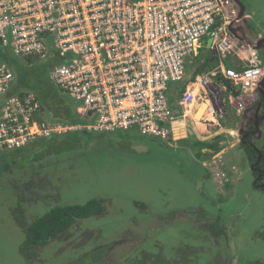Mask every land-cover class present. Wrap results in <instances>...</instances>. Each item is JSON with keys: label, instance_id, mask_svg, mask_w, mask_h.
<instances>
[{"label": "rangeland", "instance_id": "rangeland-1", "mask_svg": "<svg viewBox=\"0 0 264 264\" xmlns=\"http://www.w3.org/2000/svg\"><path fill=\"white\" fill-rule=\"evenodd\" d=\"M240 1L252 27L264 36V0ZM205 51L203 45L199 52ZM256 51L264 62V48ZM61 60L55 51L33 58L30 65L37 63V70L27 76L73 105L50 78ZM46 115L59 119L49 110ZM254 141L262 147L264 119ZM172 143L178 146L116 130L9 148L7 157L23 154L17 164L0 170V264H264V191L254 186L244 151L236 146L222 152L225 162L216 164V171L228 173L227 156L244 170L243 182L214 185L185 143ZM95 197L103 200V214L78 219L35 250L36 257L21 251L25 234L14 219L19 203L29 224L56 205ZM212 223L222 225L218 242L209 230Z\"/></svg>", "mask_w": 264, "mask_h": 264}, {"label": "built area", "instance_id": "built-area-1", "mask_svg": "<svg viewBox=\"0 0 264 264\" xmlns=\"http://www.w3.org/2000/svg\"><path fill=\"white\" fill-rule=\"evenodd\" d=\"M234 3L0 0V47L23 60L57 52L62 60L52 66L50 78L81 119L70 124L47 116L34 92L13 90L14 72L0 61V152L81 129L134 130L169 142L170 84L190 75L203 45L218 62L186 81L178 105L185 109L204 101L219 113L228 105L241 113L256 100L263 71L256 50L236 53L231 67L225 62L240 47L227 28L237 20ZM223 159L217 152L207 164L214 185L236 180L231 169L216 171Z\"/></svg>", "mask_w": 264, "mask_h": 264}, {"label": "trees", "instance_id": "trees-1", "mask_svg": "<svg viewBox=\"0 0 264 264\" xmlns=\"http://www.w3.org/2000/svg\"><path fill=\"white\" fill-rule=\"evenodd\" d=\"M31 59L32 58L27 59L29 61L28 63L25 60L13 55L7 48L0 47V61L6 62L12 68L15 75V84H14L15 86L13 87L14 88L13 90L16 91L17 89L24 88L34 92L38 97V99L40 100L45 112L49 110L50 114H52L54 117L59 118L58 120H60L63 123L75 124L81 122V119L78 117L75 111L74 104L73 106L70 104L69 101H67L63 97H58L53 93L49 92L48 90L44 89L38 84L37 80L30 81V78H28L27 75L29 73L34 74V72L37 70V63L35 64L36 68L30 65L32 64L30 61ZM216 64H217V58L215 56H212L209 53L198 54L194 63V70L192 71V74L190 76H187V78L182 81L172 83L174 88L180 86V90L183 89V87L186 84V81L191 79L194 74L204 73L213 66H215ZM28 70L31 71L26 72ZM69 105L73 106L74 110ZM95 133H99V132H93V131H87L86 129H81L75 131H68L62 134H55L52 137L55 138L61 136L66 137V136L84 135L86 138V136H90ZM40 138L43 137H39L35 139H40ZM35 139H32L28 142H31ZM253 140H254L253 137H249L247 138V142H244L243 144L240 143V146L243 148L249 164L252 165H254V162L258 156L257 151L254 149L252 145L256 146L259 149L261 153V159L258 161L256 165H254L256 169H254L252 173L255 178L257 177L255 181V183L258 185L257 188H260L264 191V172H261V170L264 171V150L262 147H258V145ZM77 141L79 140L76 139L75 142ZM24 145L19 147L20 148L24 147ZM75 145L77 144L75 143ZM8 152H11L10 149H6L0 152L1 171H3L2 170L3 168L8 169V166L17 164V159H19L23 154L21 152L20 154L17 155L18 157L10 154V157H7L6 154ZM36 158L39 157L36 156L35 159ZM258 171H260L261 173H259ZM102 201L103 200L101 198L95 197V198H90L83 203L56 205L52 207L44 215L37 217L29 224L26 223V221L23 218L24 210H22L21 204L19 203L18 206L15 207L14 209V213H15L14 219L16 220L20 229L25 234L24 243L20 247L21 251L28 257L30 256L34 257L35 255H37L36 252H34L35 250H39L43 245H46L49 242V240L54 238L59 233L68 230V228H70L78 219L103 214L104 209L102 206ZM221 226L222 225H219L217 227L215 223H212L209 226V230L216 239V241L217 240L219 241L222 238L221 233L223 234V231L220 232V230H222ZM145 264H149V263H145Z\"/></svg>", "mask_w": 264, "mask_h": 264}, {"label": "crops", "instance_id": "crops-1", "mask_svg": "<svg viewBox=\"0 0 264 264\" xmlns=\"http://www.w3.org/2000/svg\"><path fill=\"white\" fill-rule=\"evenodd\" d=\"M234 7L238 8V5L234 3ZM244 13L247 17L246 23L243 24L245 25V27L243 26L244 31L243 29H241L242 24H238L235 28V32L240 36H243L245 32L247 39L253 40L254 36H259L262 34L259 31H256L248 21V19L250 18V13L246 12V7ZM235 32H232V34L236 35ZM241 44L242 46L233 50L231 55L227 56L225 59V62H227L230 67L237 59L236 53L243 56L248 54L249 49L254 50L243 45V43ZM203 54L208 53L205 51V53ZM171 84L169 91V101L172 107L173 116L167 124L171 129V134L169 142H165L162 140L160 141L166 143L167 145L174 146L178 145L173 144L172 141H183L186 147H188L190 149V152L195 156L194 158L201 163V166L205 170V176H207V178H209L211 181L210 173L207 168V157H211L217 152H223L226 155V152H228L229 149L236 146L240 147L243 150V148L240 146V143L242 142V139L247 136V130L249 129L252 111H250L251 109L246 108V111L244 110V112L238 113L233 105H228L225 113H219L216 110H212L208 106V102L204 101L198 104H190L187 108L182 109L177 103L180 91L182 89L180 90V86L174 88V86ZM202 103H204V109L202 110L203 113H201V118L197 119L194 114L195 111L199 109V106H201ZM207 109H209V111H207ZM260 127L261 124L258 125L257 132L259 131ZM260 135L257 134V136ZM262 148L264 149V143ZM226 160L228 161V165L230 166L231 170L237 173L235 182H243L241 175L244 174V170L239 165L237 166L235 163H233L227 156ZM249 170L251 173L253 172L251 166ZM255 181L256 178L253 179V183L257 188ZM220 188L224 187H219L217 189Z\"/></svg>", "mask_w": 264, "mask_h": 264}, {"label": "water", "instance_id": "water-1", "mask_svg": "<svg viewBox=\"0 0 264 264\" xmlns=\"http://www.w3.org/2000/svg\"><path fill=\"white\" fill-rule=\"evenodd\" d=\"M234 2L238 5V8H236L237 9V20L236 21H233L227 28H228V30L232 33V32H235V28H236V26L238 25V24H242L241 25V29H243V31H244V27H245V25H243L244 23H246V21H247V17H246V15H245V6H244V4L240 1V0H234ZM244 26V27H243ZM235 34H236V38L239 40V41H241L242 43H243V45H245V46H247V47H249V48H252V49H256V50H258V49H262V48H264V36L263 35H259V36H254V41L253 40H251V39H247V36H246V34H245V32H244V35L243 36H240V35H238V33H236L235 32ZM210 42H211V38H207V40H206V44L207 45H209L210 44ZM262 83H264V76L261 78V80H260V84L258 85V88H259V86L262 84ZM263 100H264V96H263ZM250 109H251V107H250ZM246 111V110H245ZM244 112V111H243ZM200 115L198 114V115H196V117L198 118ZM256 130L258 129V124L256 123V128H255ZM133 147H135V148H137V149H140V150H144V149H146V147H144V146H142V145H138V144H136V145H133ZM254 147V149L257 151V154H258V156H257V160L254 162V165H256L257 163H258V161L260 160V158H261V153H260V151H259V149L258 148H256L255 146H253Z\"/></svg>", "mask_w": 264, "mask_h": 264}, {"label": "flooded vegetation", "instance_id": "flooded-vegetation-1", "mask_svg": "<svg viewBox=\"0 0 264 264\" xmlns=\"http://www.w3.org/2000/svg\"><path fill=\"white\" fill-rule=\"evenodd\" d=\"M259 57H260V59H261V68H262V71H263V75H262V77L264 76V69H263V67H264V62H263V59L261 58V54L259 53ZM262 63H263V65H262ZM256 100L254 101V102H252L250 105H248L246 108H248V109H250V107H251V110L250 111H252V113H251V115H252V117H251V121H250V125H249V129L247 130V136L244 138V139H242V144L244 143V142H247V138H249V137H253V139L255 138V135H256V132H257V130L255 129L256 128V123L259 125V124H263V119H264V100H263V96H264V83H262L260 86H259V88H257V91H256ZM245 108V109H246ZM244 109V110H245ZM243 110V111H244ZM242 111V112H243ZM255 112V113H254ZM254 141V140H253ZM264 143V142H263ZM252 146H254V145H252ZM263 146V145H262ZM256 147V146H255ZM257 148V147H256ZM264 150V149H263ZM261 159V158H260ZM257 160V159H256ZM255 160V161H256ZM250 166L252 167V169H253V171H254V169H256V167L254 166V165H252V164H250ZM261 170V169H260ZM259 173H261V172H264L263 170H261V172L260 171H258ZM256 179H257V177H256ZM263 185V184H262ZM256 186H258L257 184H256ZM55 238V237H54ZM54 238H52V239H54ZM51 239V240H52ZM50 241V240H49Z\"/></svg>", "mask_w": 264, "mask_h": 264}, {"label": "bare ground", "instance_id": "bare-ground-1", "mask_svg": "<svg viewBox=\"0 0 264 264\" xmlns=\"http://www.w3.org/2000/svg\"><path fill=\"white\" fill-rule=\"evenodd\" d=\"M204 104V103H203ZM201 105L200 107H199V109L198 110H196L195 111V114H194V116L196 117V115H200L201 113H202V110L204 109L203 107H204V105ZM202 115V114H201Z\"/></svg>", "mask_w": 264, "mask_h": 264}, {"label": "clouds", "instance_id": "clouds-1", "mask_svg": "<svg viewBox=\"0 0 264 264\" xmlns=\"http://www.w3.org/2000/svg\"><path fill=\"white\" fill-rule=\"evenodd\" d=\"M233 35H234V34H233ZM234 36L236 37V35H234ZM236 39H237V38H236ZM237 40H238V39H237ZM239 42L242 43L241 41H239ZM254 50H256V49H254ZM202 104H203V103H202ZM202 104H201V105H202ZM121 131H122V130H121ZM112 132H113V131H112Z\"/></svg>", "mask_w": 264, "mask_h": 264}]
</instances>
